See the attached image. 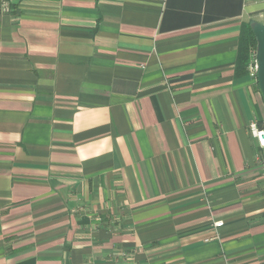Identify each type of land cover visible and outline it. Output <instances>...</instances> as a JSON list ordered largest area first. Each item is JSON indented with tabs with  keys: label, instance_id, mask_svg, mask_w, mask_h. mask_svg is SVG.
<instances>
[{
	"label": "crops",
	"instance_id": "0c3cea01",
	"mask_svg": "<svg viewBox=\"0 0 264 264\" xmlns=\"http://www.w3.org/2000/svg\"><path fill=\"white\" fill-rule=\"evenodd\" d=\"M252 21L264 0H0V264H264Z\"/></svg>",
	"mask_w": 264,
	"mask_h": 264
},
{
	"label": "water",
	"instance_id": "95a60500",
	"mask_svg": "<svg viewBox=\"0 0 264 264\" xmlns=\"http://www.w3.org/2000/svg\"><path fill=\"white\" fill-rule=\"evenodd\" d=\"M250 27L255 38L256 82L264 101V22L252 21Z\"/></svg>",
	"mask_w": 264,
	"mask_h": 264
},
{
	"label": "trees",
	"instance_id": "16d2710c",
	"mask_svg": "<svg viewBox=\"0 0 264 264\" xmlns=\"http://www.w3.org/2000/svg\"><path fill=\"white\" fill-rule=\"evenodd\" d=\"M255 46L256 42L250 27V23L244 24L240 33V53L238 63L240 68L243 69L247 66L249 50L255 49ZM258 126L264 128V121L259 122Z\"/></svg>",
	"mask_w": 264,
	"mask_h": 264
},
{
	"label": "built area",
	"instance_id": "2783aa9c",
	"mask_svg": "<svg viewBox=\"0 0 264 264\" xmlns=\"http://www.w3.org/2000/svg\"><path fill=\"white\" fill-rule=\"evenodd\" d=\"M254 56H255V49L251 50V60L249 62L248 70H249L250 76L256 79L257 66L255 63ZM250 131L253 134V136L256 137L260 148L264 151V128L259 127L256 122H251ZM221 225H222V221L214 222V226L216 227L221 226Z\"/></svg>",
	"mask_w": 264,
	"mask_h": 264
}]
</instances>
